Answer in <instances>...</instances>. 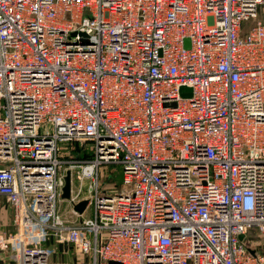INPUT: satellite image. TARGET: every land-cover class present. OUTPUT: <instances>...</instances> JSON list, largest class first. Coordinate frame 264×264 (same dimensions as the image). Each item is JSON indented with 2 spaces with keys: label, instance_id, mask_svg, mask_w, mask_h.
I'll use <instances>...</instances> for the list:
<instances>
[{
  "label": "built area",
  "instance_id": "1",
  "mask_svg": "<svg viewBox=\"0 0 264 264\" xmlns=\"http://www.w3.org/2000/svg\"><path fill=\"white\" fill-rule=\"evenodd\" d=\"M261 9L264 0H0L9 264H50L51 238L89 264H264L246 242L252 230L264 239ZM84 141L92 159L62 158L63 145ZM67 163L81 181L74 221L59 210ZM109 164L122 167L121 190L101 184Z\"/></svg>",
  "mask_w": 264,
  "mask_h": 264
},
{
  "label": "rangeland",
  "instance_id": "2",
  "mask_svg": "<svg viewBox=\"0 0 264 264\" xmlns=\"http://www.w3.org/2000/svg\"><path fill=\"white\" fill-rule=\"evenodd\" d=\"M259 18L264 20V9H261L259 11ZM249 24V23H247ZM93 142L91 141H84L81 142H70L66 143L63 149L62 158L65 161L70 160H77V161H86L90 160L94 157V150L91 148ZM65 169V173L67 174L69 170L72 171V178H73V185L74 188L78 191L80 188V179L78 178L79 170L77 168H69V163L66 164V166L63 168ZM90 179H86L83 182V190L81 191V197H85L87 195V191L89 189L90 185ZM121 183H122V167L120 164H109L106 166L101 167V184L105 188L107 187L108 190H121ZM62 204V208L61 205ZM77 209V208H76ZM59 210L60 213L70 221H74L77 219V215L74 214L72 206L70 205V202L67 200H61L59 203ZM87 212H91V209H87ZM247 244L252 248L256 249V247H259L260 244H264V239L258 234L257 231L252 230V233L247 238ZM61 244V245H59ZM54 244V251L52 253L50 264H78V261L82 262L84 260L85 264H89V256L85 255L83 257L77 255L74 253L67 243H59ZM258 245V246H257ZM57 246V247H56ZM64 250L67 251L63 252ZM262 252V250L260 251ZM11 257L10 255L3 254L0 255V259L9 260ZM6 264L5 262H3ZM2 264V263H1Z\"/></svg>",
  "mask_w": 264,
  "mask_h": 264
},
{
  "label": "crops",
  "instance_id": "3",
  "mask_svg": "<svg viewBox=\"0 0 264 264\" xmlns=\"http://www.w3.org/2000/svg\"><path fill=\"white\" fill-rule=\"evenodd\" d=\"M2 166V163L0 162V167ZM74 183H72L73 185ZM74 187V185H73ZM75 190V188H74ZM62 198H64L62 196ZM66 199L68 202H69V198H64ZM61 205V208H62V204ZM70 205L72 206L73 208V205L72 203H70ZM85 216H90V212H85L84 214ZM17 231V225L15 223V215H14V209L12 207L11 204L7 203L5 197L3 196H0V234H9V233H15ZM252 233V231H251ZM47 245H50L52 247H55L54 244H59L54 238H51L47 243ZM61 245V244H59ZM69 245V244H68ZM258 246V245H257ZM57 247V246H56ZM69 248L74 252V249L72 246L69 245ZM65 248H63V252H66L68 253L67 251L64 250ZM256 249L258 251H261L262 250V253H264V244L261 245L259 247H256ZM3 254H7V255H10L11 256V251H6V253H0V255H3ZM81 256V255H80ZM82 257V256H81ZM1 260V259H0ZM4 264L3 262L0 261V264ZM10 263V259L7 260V263L6 264H9ZM75 264V262H74ZM78 264H82L80 261H78Z\"/></svg>",
  "mask_w": 264,
  "mask_h": 264
},
{
  "label": "water",
  "instance_id": "4",
  "mask_svg": "<svg viewBox=\"0 0 264 264\" xmlns=\"http://www.w3.org/2000/svg\"><path fill=\"white\" fill-rule=\"evenodd\" d=\"M188 46V44H187ZM71 187H72V177H71V172L69 171L65 177V185H64V188H63V194L62 196L64 198H70L71 196ZM87 200H83L81 201L80 203H78L76 205V208L79 210V211H83L87 205ZM241 238H243V236H241Z\"/></svg>",
  "mask_w": 264,
  "mask_h": 264
},
{
  "label": "bare ground",
  "instance_id": "5",
  "mask_svg": "<svg viewBox=\"0 0 264 264\" xmlns=\"http://www.w3.org/2000/svg\"><path fill=\"white\" fill-rule=\"evenodd\" d=\"M84 182V181H83Z\"/></svg>",
  "mask_w": 264,
  "mask_h": 264
}]
</instances>
